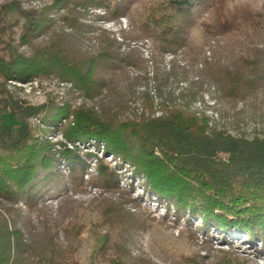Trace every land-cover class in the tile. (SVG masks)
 <instances>
[{
  "label": "trees",
  "instance_id": "obj_1",
  "mask_svg": "<svg viewBox=\"0 0 264 264\" xmlns=\"http://www.w3.org/2000/svg\"><path fill=\"white\" fill-rule=\"evenodd\" d=\"M97 11L102 15H93V22L128 18L132 31L126 39L150 40L156 66L166 54L178 53L191 68L202 63L199 82L190 84L183 100H195L205 83L213 84L219 98L230 104L264 89V5L234 4V0H51L41 9L20 13L23 23L16 45L13 32L9 43L5 41L7 29L0 18V52L8 53L5 57L0 53V112L9 119L14 112L22 116L18 128L0 119V200L12 207L22 204L44 219L43 230L36 233L28 224L12 220L9 225L0 216V264L76 263L83 224L72 217L63 229L69 243L59 247L45 204L61 196L62 204L70 205L71 196L84 190L85 161L91 158L97 170L88 183L103 191L96 207L108 227L94 264H156L133 255L137 237L147 226L130 195L120 190L117 172L104 165L106 155L126 164L132 178L144 185L150 200L162 204L167 215L188 224L195 250L164 264H258L239 257L230 247L234 239L243 237L247 244L256 248L258 244L264 254V138L247 140L209 129L205 118L182 109L168 93L161 116L140 120L126 119L122 111L118 115L95 111L85 104L74 111L52 103L21 108L10 99L8 82L30 84L52 77L70 82L84 100L92 102L113 91L114 79L125 76L128 69L143 74L134 85L145 81V63L137 51L121 53L120 45L105 31L85 22L89 12ZM195 27L202 34L199 46L190 38ZM95 33L96 45L88 50L84 42ZM210 41L214 44L208 62L204 46ZM158 70L154 79L160 93L170 79L187 80L189 74L176 66L163 76ZM145 96L143 104L151 111L153 105ZM31 116H43L42 128H30L25 119ZM60 131L71 149L57 143L63 149L56 151L57 145L45 139ZM77 142L92 147L94 154L87 152L82 158ZM60 165L67 168L66 175ZM190 218L202 224L194 229L200 239L190 228ZM210 231L218 232L226 250L212 248Z\"/></svg>",
  "mask_w": 264,
  "mask_h": 264
},
{
  "label": "rangeland",
  "instance_id": "obj_2",
  "mask_svg": "<svg viewBox=\"0 0 264 264\" xmlns=\"http://www.w3.org/2000/svg\"><path fill=\"white\" fill-rule=\"evenodd\" d=\"M50 2L51 0H0V18L7 29L5 41L9 43L8 39L13 32L12 37L15 41L12 44L16 45V39H18L19 34L18 27L23 23L21 12L41 9ZM234 4H248L261 7L264 5V0H234ZM94 13L96 14L89 12L85 22L105 31L110 39H113L120 45V52L123 54L128 53L130 47L134 46V50L139 53L145 63V81H140L139 84L134 85V79L143 74L134 69H128L125 76L121 75L114 79L115 89L113 91L104 92L102 97L100 96L92 102L84 100L70 82H63L52 77L41 78L36 83L32 82L30 84L8 82L6 91L12 102L21 108H37L45 106L48 103H52L60 108L68 105L70 111H74L81 104H85L86 107H92L95 111L100 112L105 109L110 115L114 113L118 115L122 111L126 119L140 120L141 118L151 119L161 116L162 113L160 111L164 98L168 93L171 95L173 101L180 105L182 109L196 115L198 118H205L208 121L209 129L223 131L231 137H242L247 140L255 137L264 138V89L258 92V94L249 97L246 101L230 104L219 98L218 90L213 84L205 83L201 85V91L195 100L191 102H188L186 99L183 100L181 96L186 95L190 84L199 82L197 71L201 70L202 63H199L200 66L197 65L191 68L188 61L182 58L181 53H178L170 61L165 56L162 57L160 64L156 66L154 63L155 53L150 40H147L149 43H146L145 39L138 41L126 39V36L132 31V24L128 18H125L128 27L123 29V27L116 25L120 23L119 21L115 22V25H107L102 21L93 22V15H102L99 11ZM56 16L54 15V17ZM16 23L18 26H16ZM56 26H58V22H56ZM63 29L65 33L70 32V29L66 26ZM96 36L97 33L87 35V38L91 39L90 42H84L88 50H91L96 45ZM190 38L193 45H201V30L198 27L193 28ZM13 45L10 43V46ZM212 47L211 41L204 46V51L208 50L210 52L209 57H207L206 52L204 54L208 62L212 59ZM21 50L27 51L26 48H21ZM0 53L4 57L8 54L7 51H1ZM173 66H176L179 70L183 69L189 72L187 80L175 82L170 79L160 93L154 79L156 67L159 69L158 73L163 76L165 73L171 71ZM145 95H147L153 105L151 111L143 104V97ZM165 106H167L166 102ZM9 112H13L11 108ZM11 116L12 118L9 119V115L6 116L4 112H0V119H2L3 123L18 128L22 116L19 118L16 112ZM42 117L31 116L26 118L25 121L30 128L40 129L42 128ZM45 139L54 145L61 143L67 149H71L72 147L63 138L61 131L53 135L47 134ZM61 144L54 146L56 151L63 149ZM75 145L79 150L78 154L82 158L86 157L87 152H91L92 155L94 154V149L88 145H83L80 142H77ZM85 163L88 165V168L86 169V176L83 178L86 183L83 192L75 196H71L70 194L69 196L72 199L70 205L64 206L61 196L48 199L45 204L47 205L46 214L49 217L48 224L50 227H53L56 233V243L59 247L65 248L69 243L63 229L70 223L72 217L74 219L78 218V222L83 224L84 230L80 236V247L74 257L75 264H94L96 252L103 242L105 233L108 231V227L102 222L98 214V208L96 207L97 201L101 193L103 194V191L96 189L88 183L96 175V161L91 158L87 159ZM103 163L117 172V175L120 177V190L130 195V198L134 202L133 204L144 215V222L147 227L144 232L138 235L135 246L132 248L133 255L147 257L156 264L168 263L179 256L190 255L195 250V247L189 238L190 233L188 232V224L185 220L179 219L176 222L172 214L167 215L165 213V208H163L162 204L156 202L154 198L150 200L151 198L144 191V185L132 178L131 169L126 164H121L117 159L111 158L109 155H106ZM119 165L121 166L120 170L118 169ZM60 169L62 172L65 171L63 174L66 175L67 168L60 165ZM130 183H133L132 189L128 187ZM130 212L135 214L137 213V209L130 208ZM0 216L4 217L9 222V225L13 220L18 224L30 225L36 233L43 230V216L36 212L29 213L22 204L12 207L0 200ZM190 222L192 223L190 227L192 230L202 225L198 219H191ZM194 231L197 238L200 239V232ZM209 233V240L213 249H227V244H221L222 238L218 232L210 231ZM240 239H234L230 248L239 257L257 261L258 264H264V254L259 253L258 244L256 248L253 244L245 243L243 237H240ZM211 255H216V253H212Z\"/></svg>",
  "mask_w": 264,
  "mask_h": 264
},
{
  "label": "built area",
  "instance_id": "obj_3",
  "mask_svg": "<svg viewBox=\"0 0 264 264\" xmlns=\"http://www.w3.org/2000/svg\"><path fill=\"white\" fill-rule=\"evenodd\" d=\"M119 22L121 23H115V22H103L104 24H107V25H118L119 27L121 26V27H123V29H126L127 27H128V25H127V21H126V19L125 18H121L120 20H119ZM146 41V43H149V41H147V40H145ZM211 44H214L213 42H211ZM141 45H143V43H141ZM140 45V46H141ZM130 49H134V46H132V47H130ZM205 52H206V55H207V57H209L210 56V52L208 51V50H205ZM174 56H176V55H172V54H166L165 55V58H167V59H169V61L170 60H172L173 58H174ZM37 82V81H36ZM36 82H34V83H36Z\"/></svg>",
  "mask_w": 264,
  "mask_h": 264
}]
</instances>
